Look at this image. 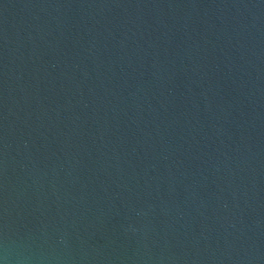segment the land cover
I'll return each mask as SVG.
<instances>
[{
    "label": "water",
    "instance_id": "obj_1",
    "mask_svg": "<svg viewBox=\"0 0 264 264\" xmlns=\"http://www.w3.org/2000/svg\"><path fill=\"white\" fill-rule=\"evenodd\" d=\"M2 264H264V0H0Z\"/></svg>",
    "mask_w": 264,
    "mask_h": 264
},
{
    "label": "clouds",
    "instance_id": "obj_2",
    "mask_svg": "<svg viewBox=\"0 0 264 264\" xmlns=\"http://www.w3.org/2000/svg\"><path fill=\"white\" fill-rule=\"evenodd\" d=\"M0 264H2V262H0Z\"/></svg>",
    "mask_w": 264,
    "mask_h": 264
}]
</instances>
